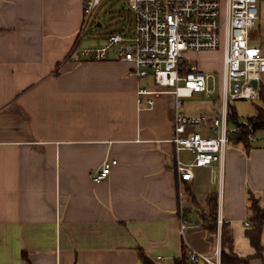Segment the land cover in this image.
<instances>
[{"label": "crops", "instance_id": "crops-1", "mask_svg": "<svg viewBox=\"0 0 264 264\" xmlns=\"http://www.w3.org/2000/svg\"><path fill=\"white\" fill-rule=\"evenodd\" d=\"M83 17V0H0V264H143L141 252L173 264L186 245L212 255L221 228L202 225L212 192L240 264H264V223L258 253L249 209L252 197L264 205V130L180 180L176 161L194 154L172 141L173 97L138 109L136 89L151 82L129 74L116 47L104 60L67 59L91 48L79 46ZM124 22L107 35L131 34ZM249 42L264 53V0ZM108 158L117 163L94 181Z\"/></svg>", "mask_w": 264, "mask_h": 264}, {"label": "built area", "instance_id": "built-area-1", "mask_svg": "<svg viewBox=\"0 0 264 264\" xmlns=\"http://www.w3.org/2000/svg\"><path fill=\"white\" fill-rule=\"evenodd\" d=\"M103 0H83L82 30L93 20L96 8ZM260 0H126L134 15L131 34L111 32L103 47H76L67 59L104 60L108 49L116 47V57L132 64L129 74L148 78L150 85L136 89L138 109L151 108L158 95L174 99L173 136L176 151L194 154L193 161L178 159L176 170L182 181L191 180L193 167L210 166L223 162L229 144V103L233 99L258 100L260 79L264 72V53L258 45L249 44L250 32L256 24ZM223 43V77L219 94L220 110L217 116L201 113L185 115L180 107L182 97L196 93L210 95L211 74L202 71L197 63L184 57L187 51L214 50ZM257 80V86L252 81ZM244 122V121H243ZM204 127L206 132L196 130ZM239 126V125H238ZM251 127V125H248ZM235 124V128L237 129ZM116 158H108L92 174L94 181H102L109 174ZM219 229L223 223L217 220ZM248 221L245 222L248 225ZM185 221L180 229L184 230ZM190 264H221V250L204 254L186 245L183 249ZM157 259L162 257L158 255Z\"/></svg>", "mask_w": 264, "mask_h": 264}, {"label": "rangeland", "instance_id": "rangeland-1", "mask_svg": "<svg viewBox=\"0 0 264 264\" xmlns=\"http://www.w3.org/2000/svg\"><path fill=\"white\" fill-rule=\"evenodd\" d=\"M116 6L118 7L117 11L112 9V7L107 8L106 10L102 11L99 16L93 15V18L94 16L96 17L91 20V23L87 25L86 29L82 30L81 28V31H83V33L81 34L80 38L82 42H79L80 48L83 46L96 48L94 46L99 44H107V32L114 25L113 23H110V21L113 20L115 17L125 19L123 26L120 24L122 26L121 31L132 32L134 24V15L129 5L126 3V0H119L116 3ZM97 20L102 21L104 25L102 27H99L97 25ZM111 24L113 25L111 26ZM252 43L255 44V42H249V44L251 45ZM114 47L115 46H112L110 48L113 49ZM184 57L189 61V63H197V65L202 71L211 74L208 79V85L210 88L213 89V91L210 95H206L204 93H196L192 96L182 97V105L180 107V110L185 115L190 116L202 112L208 114H213V112L218 113L220 109L219 94L222 86L223 77V43L220 45L219 48L214 50L187 51L185 52ZM128 64L132 68V64ZM256 103H258V100H253L249 98H238L230 100V105L235 108V111L237 113L238 122H246L247 117L255 112ZM217 113L216 115H218ZM235 124L236 123L232 120L228 121L227 127L229 130H231V132L232 129L235 128ZM246 124L248 126V123ZM248 128L251 132H254V129H251L250 126H248ZM196 130L201 131L202 128L198 126L196 127ZM258 131L261 132L262 130Z\"/></svg>", "mask_w": 264, "mask_h": 264}, {"label": "trees", "instance_id": "trees-1", "mask_svg": "<svg viewBox=\"0 0 264 264\" xmlns=\"http://www.w3.org/2000/svg\"><path fill=\"white\" fill-rule=\"evenodd\" d=\"M259 99L255 104V112L247 117L246 122L239 121V127L230 132V141L242 142L246 147L250 146V139L253 137L257 130H264V85H259ZM237 113L235 108L229 103L228 119L237 121ZM251 125V132L247 126ZM252 133V134H251ZM208 210L202 213V225L211 232L217 231V217H218V200L217 194L212 192L208 197ZM251 212V220L253 222L251 242L256 246L258 253H261V247L259 243V235L264 223V205H262L256 197H252L249 205ZM233 239L232 233L228 225L224 222L221 225V264H240L247 261V258H240L233 252ZM143 264H155L144 253H140ZM173 264H190L186 258V254L180 257H176L173 260Z\"/></svg>", "mask_w": 264, "mask_h": 264}, {"label": "water", "instance_id": "water-1", "mask_svg": "<svg viewBox=\"0 0 264 264\" xmlns=\"http://www.w3.org/2000/svg\"><path fill=\"white\" fill-rule=\"evenodd\" d=\"M252 83H253L254 86H257V80H253ZM235 123H236L237 126L239 125L238 121H235Z\"/></svg>", "mask_w": 264, "mask_h": 264}]
</instances>
